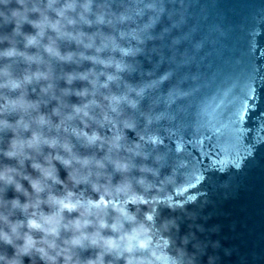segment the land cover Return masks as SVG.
<instances>
[{
    "label": "water",
    "instance_id": "95a60500",
    "mask_svg": "<svg viewBox=\"0 0 264 264\" xmlns=\"http://www.w3.org/2000/svg\"><path fill=\"white\" fill-rule=\"evenodd\" d=\"M99 5L116 16L130 15L114 26H82L86 33L114 38L116 47L86 52L111 63L85 60L79 67L63 68L95 69L116 77L110 82L111 92L124 98L121 119L134 127L125 130L126 147L120 152L129 168L126 172L109 168L111 186L128 185L129 195L135 193L147 201H128L125 206L135 219H121L119 231L102 230L104 237L120 243L119 251L105 254L104 264H174L177 260L181 264H264V0H96ZM89 18L94 21L95 15ZM15 27L0 21V34H11ZM22 31L33 33L34 29L25 24ZM181 33L191 40V47ZM16 41L21 52L37 53L35 48H25L22 36ZM7 47V42L0 44V48ZM61 47L77 50L74 43L61 42ZM5 67L13 76L22 77L36 66L21 56L0 57V69ZM182 70H187L183 79ZM201 74L205 82L213 76L216 86L228 92L229 101L244 99L249 82L255 88V98L248 100V115L236 126L243 129L237 132L240 168L232 163L235 152L228 150L225 130L218 126L214 132L198 110L200 100L185 102L181 97L166 106L187 90L189 80L200 84ZM4 79L0 76V82ZM18 95L19 91L0 88V103L4 96ZM31 98H36L35 93ZM176 106L184 114L172 120L169 116ZM238 107V103H228L223 111L234 119ZM104 132L111 135L108 129ZM221 141L224 148L218 150L213 145ZM245 149H251V154L245 155ZM197 177L203 179L198 182ZM81 188L86 197L99 199L102 194L89 186ZM114 199L123 204L127 196L121 193ZM148 215L153 218L149 220ZM118 218L119 213L109 207L104 217L107 224ZM141 226L147 232L133 239L128 250V238ZM141 240L150 242L142 247ZM98 251L90 248L81 255L94 258Z\"/></svg>",
    "mask_w": 264,
    "mask_h": 264
},
{
    "label": "clouds",
    "instance_id": "9594fccd",
    "mask_svg": "<svg viewBox=\"0 0 264 264\" xmlns=\"http://www.w3.org/2000/svg\"><path fill=\"white\" fill-rule=\"evenodd\" d=\"M94 6L96 0H0V21L16 26L11 34H0V44H9L0 48V57L21 56L36 66L22 77L0 69V76L6 77L0 88L19 91L0 103V264H104L105 254L119 251L120 243L104 237L102 230L119 231L121 219H135L125 206L128 201L147 203L143 196L129 195L128 185L111 186L109 168H129L120 152L126 147L125 130L134 127L121 119L124 98L111 92L110 82L116 77L95 69L63 68L79 67L85 60L111 63L86 52L116 47L114 38L86 33L82 26H114L130 15L116 16L104 5L93 12ZM25 24L34 32L24 33ZM19 36L26 49L37 53L21 52L16 46ZM61 42L74 43L77 50H64ZM101 75L107 79L101 81ZM78 81L84 86L76 87ZM13 114L18 119L9 120ZM6 134L10 135L5 140ZM81 186L102 194L99 199L86 197ZM121 193L127 196L123 204L114 199ZM109 207L119 213L111 225L104 219ZM146 232L141 226L129 237L128 250L131 241ZM149 242L140 241L142 247ZM90 248L100 251L94 258H83L81 253Z\"/></svg>",
    "mask_w": 264,
    "mask_h": 264
},
{
    "label": "snow or ice",
    "instance_id": "6c2138e0",
    "mask_svg": "<svg viewBox=\"0 0 264 264\" xmlns=\"http://www.w3.org/2000/svg\"><path fill=\"white\" fill-rule=\"evenodd\" d=\"M254 35H259V33H254ZM181 38L187 43L189 47H191V40L188 36H185L181 33ZM254 47V45H253ZM264 55V53H262ZM183 71L181 73V78L183 79ZM251 77L249 80L251 81ZM231 92V89H229ZM255 88L252 86L251 82L246 85V93L244 99L239 101H229L228 100V92H222L215 84V79L213 76H210L208 81L203 80V74H201V83L195 84L192 83L191 80L188 81L187 90L183 93H178L173 100L167 102L166 106H172L175 103L176 99L184 98L186 102L188 98H191L192 103H196L197 100H200V103L197 104L198 110L202 111L203 114L208 118L207 123L212 126L214 132L217 131V127L219 126L220 129L225 130V138L228 141V150L235 152V159L232 161L236 168L241 167V155L239 151H236L238 147V139L237 136L238 131H243V129H238L236 126L241 124L249 112V105L248 100L254 99ZM228 103H238L239 107L238 110L235 112V118L232 119L228 117L227 112L223 111L224 108L227 107ZM231 111V109H228ZM184 112L179 107L176 106L172 113L170 114L169 118L172 120H179L183 116ZM220 116H223V120L219 119ZM224 120L227 123H224ZM180 129L178 128V131ZM211 140V137H209ZM217 147L218 150L224 148V142H218L217 145H213ZM251 149H245V155H250ZM197 181L199 182L202 180V177H197Z\"/></svg>",
    "mask_w": 264,
    "mask_h": 264
}]
</instances>
